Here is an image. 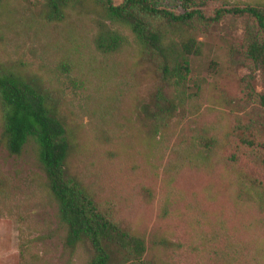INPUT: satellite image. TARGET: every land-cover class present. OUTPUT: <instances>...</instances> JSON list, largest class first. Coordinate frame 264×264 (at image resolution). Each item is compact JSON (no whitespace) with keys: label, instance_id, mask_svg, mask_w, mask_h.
<instances>
[{"label":"rangeland","instance_id":"obj_1","mask_svg":"<svg viewBox=\"0 0 264 264\" xmlns=\"http://www.w3.org/2000/svg\"><path fill=\"white\" fill-rule=\"evenodd\" d=\"M155 4L179 11V0ZM248 5L264 8V0H204L201 9L212 16ZM246 21L229 13L195 33L199 53L189 57L182 106L151 132L140 107L162 88L159 61L106 21L94 0L59 20L46 15L44 0L0 1V65L31 78L55 102L68 173L111 220L143 237L147 261H264V213L234 198L229 171L233 163L260 171L255 178L264 181V107L256 96L264 94V74L244 56ZM104 26L126 39L111 54L93 45ZM1 123L0 112V131ZM209 139L222 148L203 163L199 152ZM62 235L34 142L18 156L0 145V264H82L84 250L68 254Z\"/></svg>","mask_w":264,"mask_h":264},{"label":"trees","instance_id":"obj_2","mask_svg":"<svg viewBox=\"0 0 264 264\" xmlns=\"http://www.w3.org/2000/svg\"><path fill=\"white\" fill-rule=\"evenodd\" d=\"M85 1L88 0H44V7L49 18L59 20L64 10L83 6ZM94 2L106 21L126 29L138 50L159 61L162 88H156L140 107L141 117L150 123L151 132L176 117L182 106L189 81V57L199 53L195 33L208 31L223 15L247 17L244 56L253 70L264 74V8L248 5L216 10L212 16H205L201 9L204 0H179L177 13L160 9L155 0H122L119 5H113L111 0ZM125 42L124 36L104 26L98 29L93 45L96 51L111 54ZM256 96L264 107V94ZM0 106V145L7 154L18 156L29 141L36 146L37 161L63 231V250L71 255L82 248V264H156L144 258L143 237L111 220L68 173L66 132L51 97L31 78L6 71L0 65ZM221 145L214 139L205 142L199 152L200 161L207 162ZM263 158L264 155L262 163ZM260 168L264 171L262 165ZM229 171L233 176L234 198L253 204L264 213V181L255 178L260 171L244 172L235 169L233 163Z\"/></svg>","mask_w":264,"mask_h":264}]
</instances>
